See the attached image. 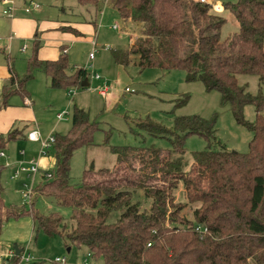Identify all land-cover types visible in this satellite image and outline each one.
Masks as SVG:
<instances>
[{"label":"trees","instance_id":"obj_1","mask_svg":"<svg viewBox=\"0 0 264 264\" xmlns=\"http://www.w3.org/2000/svg\"><path fill=\"white\" fill-rule=\"evenodd\" d=\"M77 2L98 9L100 0ZM109 2L123 20L140 24L139 35L128 48L111 50L114 61L128 66L137 56L135 65L140 70L180 69L187 82L199 80L207 91H218L222 102L230 104L235 121L251 131L248 150L208 146L191 152L187 159L189 136H201L208 143L216 139V116H178L173 129L145 121L144 129L166 139L170 148L112 146L117 155L114 166L85 168L80 183L72 185L73 152L91 144L98 130L88 113L75 106L69 130L54 134L55 163L51 175L34 188L30 209L25 205L4 209L1 195L0 235L5 220L31 217L38 231L63 234L70 244L87 247L88 264H264V96L261 90L248 91L238 79L253 76L260 88L264 85V0L223 2L238 23V31L225 39L220 38L225 19L213 11L211 0ZM38 34L26 73L11 70L0 94V110L14 95L27 96L36 70L45 73L52 88L81 87L87 77L84 67L69 71L63 46L57 59L41 60ZM246 105L254 107L252 121L244 117ZM20 136L17 129L0 134V150ZM180 183L186 196L194 192L190 203L199 204L188 208L192 218L181 213L185 204L175 196ZM140 192L149 200L148 206L138 198ZM41 197L70 208V230H65L59 212L36 209ZM20 261L21 255L15 254L4 264Z\"/></svg>","mask_w":264,"mask_h":264},{"label":"rangeland","instance_id":"obj_2","mask_svg":"<svg viewBox=\"0 0 264 264\" xmlns=\"http://www.w3.org/2000/svg\"><path fill=\"white\" fill-rule=\"evenodd\" d=\"M226 1L234 2L235 0H211L216 10L213 11L225 19L220 31L221 39H225L238 31V23L234 16L229 9H225L222 6V3ZM63 3L65 13L62 14L66 17L72 19L88 18L94 21L97 15L96 34L93 36L96 38L97 46L101 47L98 49L96 57L90 62L88 60V54L92 50L90 43L86 41L68 43L69 52L72 48L75 49V59L68 56L69 71L72 72L75 67H84L87 70L89 80L94 75L100 74L108 81L111 87L105 98L99 96L97 92L89 93L86 91V88H88L86 86L50 89L49 91H54L55 95L62 96V104L59 106V104L56 105L59 100L55 103L49 102L47 98L49 94L47 90L42 88L43 85L41 86L39 81L34 82L32 85L34 89L32 94L38 99L36 106L40 109L38 119L43 124H49V126L56 123L55 133L63 134L69 130L71 115L75 106L83 108L88 113L89 119L98 125V130L93 135L92 143L81 146L73 152L70 159V183L72 185L80 183L83 169L90 168L91 165L95 169L114 166L117 155L111 150L112 146L170 148V144L166 139L153 136L144 129L145 121L173 129L174 118L178 116L193 114L204 118L216 116V139H212L208 143L201 136H189L185 141V157L187 159L190 158L191 152L204 150L208 146L215 150L223 147L227 150L239 152L248 150V143L252 137L251 131L235 121L230 104L222 102L218 91H207L199 80L187 82L185 80V72L180 69L168 71L149 68L140 70L135 65L137 56L133 57L132 63L128 66L120 65L114 61L111 50L128 48L139 35V23L133 22L134 25L131 23V26H129L130 23L128 25L116 13L109 0H100L98 9L82 6L78 4L77 0H64ZM106 3L108 4L104 6ZM100 10L102 14H100ZM114 24L118 26V29L112 28ZM106 46L109 48L105 49ZM22 60L25 61V58H22ZM25 72L26 69L21 75ZM42 75L45 77L43 73ZM238 79L241 84L246 86L248 91L255 94L261 90L264 96V85L260 88L256 77L239 76ZM90 83L92 87L99 86L98 81L92 80ZM71 89L75 90V93L69 96L68 91ZM56 110L67 111V115L60 123L55 118L58 112ZM243 114L247 120L252 121L255 117L253 105H246ZM10 146L9 148L15 149V147ZM19 148L17 152L25 150L28 156L32 155L28 146ZM46 155L54 156L52 148ZM22 159L24 158L22 157ZM0 160L6 163V158L0 157ZM40 167V172L35 177L33 184L32 179L26 175H22L17 180H11L13 169L5 168L3 170L0 188L4 209L10 206L16 208L24 205L30 209L31 203L26 202L24 193L28 192L32 186L36 187L43 182L42 175L45 169H42L41 165ZM51 169L52 167L49 168L50 171ZM174 193L177 200L185 204L181 212L183 215L189 212L188 208L199 205L197 202L190 203L194 192H192V195L186 196L181 183ZM138 198L145 199L146 205H149V200L144 197L142 192H140ZM35 207L46 214L53 211L59 212L63 217L62 225H66L65 230H70L73 226L69 207L57 205L53 199L48 197L39 198L35 203ZM189 217L192 218L190 215ZM28 218L31 221V239L29 241L16 239L11 243L4 241L3 245L0 244L4 249L2 253L9 254L10 249L15 250V246H18L26 254L34 257L33 261L21 264H49L57 257L64 258L67 264H82L85 260L91 263L90 252L87 247H77L70 244L63 234L49 236L43 231H38L33 218ZM111 219H113V216ZM6 223H8V220L4 221V224ZM0 241L2 242V237ZM68 248H70L69 251ZM0 258L4 260L3 257ZM6 263H8V260H6ZM0 264H4V262L0 261Z\"/></svg>","mask_w":264,"mask_h":264},{"label":"crops","instance_id":"obj_3","mask_svg":"<svg viewBox=\"0 0 264 264\" xmlns=\"http://www.w3.org/2000/svg\"><path fill=\"white\" fill-rule=\"evenodd\" d=\"M12 1H14L15 8L13 15L9 16L4 13V10L8 8V4L0 0V94L10 81L12 75L11 70L19 75H21L25 69L27 70L28 59L32 53V43L37 33H39L38 36L42 41V45L39 49V58L41 60L57 59L62 46L64 47V52L67 56L75 59V49L72 48L69 52L68 43H80L81 41L90 43L92 48L95 49L93 58L90 59L88 54V60L91 62L96 57L98 49L101 48L100 46H97L96 38L93 36L96 34L97 15L95 16L94 21L89 20L88 18L72 19L66 17L62 14L65 13V6L63 3L64 0ZM31 2H37L40 6L32 8V6H30ZM107 4L108 3L104 6ZM28 6L31 8L29 11L26 9ZM100 14H102L101 10ZM124 21L128 23V25L130 23L129 26H131V23L134 25L131 20ZM62 27H71L74 30H62ZM93 42L95 45H93ZM108 48L109 47L106 46L105 49ZM22 58H25V61L22 60ZM20 59L21 61H19ZM41 72L45 75L42 70L35 71L33 79L27 85V96L22 98L20 95H14L10 100V104L0 110V134L6 135L14 129L22 132V136H20L21 138L11 141L5 149H2V151H5L6 155L4 157H0L6 158V163L1 162L0 160V165H2V169H0V186L1 175L5 168L13 169L10 179L17 180L13 179L12 175L20 160L39 158L40 165L43 167L42 169H45V171H49V168L53 167V164L55 163L54 156H39L40 144L38 142L28 140L29 132L39 130L43 136H48L50 134H55L54 128L56 126V123L49 126V124H43L39 121L38 115H40V109L36 106L38 99H36L32 94L34 90L32 87L33 83L39 81L41 86L43 85L42 88L47 90V93L49 94V97H47L49 102L55 103L59 100L58 103L56 102V105L59 104L60 106L62 104V96L55 95L54 91H49L53 88L49 84L48 77L46 75L44 77ZM98 75L99 77L94 75L91 80H89L87 76L88 86L86 87L88 88H86V91L89 93L97 92L99 96L105 98L111 90V87L103 76L100 74ZM92 80L98 81L99 86L92 87L90 85ZM56 111L60 112L59 110ZM62 121L63 119L57 120L59 123ZM34 126H36V128H34ZM9 146L15 147V149H11ZM25 146H28L31 150V156H28L25 150L17 152V149H20L19 147ZM22 151H24L25 154L22 155ZM22 157L24 159H22ZM7 163H10L11 165L7 166ZM30 226L31 221L28 217L8 220V223L3 224L2 233L0 235V238L2 237V242L0 241V244L3 245L4 241L11 243L16 239L29 241L32 236ZM2 252H4V249L0 245V257H3L4 259L2 260L0 258V261H3L4 263L16 254V251L11 249L9 250V254ZM22 254H26V252L22 250L20 255Z\"/></svg>","mask_w":264,"mask_h":264},{"label":"built area","instance_id":"obj_4","mask_svg":"<svg viewBox=\"0 0 264 264\" xmlns=\"http://www.w3.org/2000/svg\"><path fill=\"white\" fill-rule=\"evenodd\" d=\"M2 1L4 3L8 4V8L4 10V13L9 15V16H12L14 8H15L14 1H12V0H2ZM199 1L200 2H208V3L210 2V0H199ZM30 6H32V8L33 7L37 8L40 6V4L37 2H31ZM30 6H28L26 8L28 11L31 9ZM213 6H214V4H212V8L214 9L215 7H213ZM112 28L118 29V26L116 24H114L112 26ZM93 45H95L94 42H93ZM94 50L95 49L92 48L91 52L89 53L90 59L93 58V56H94ZM95 76L99 77L98 74ZM74 93H75V90L71 89L68 91L69 96H72ZM65 115H67V111H60L56 114V118H57V120H62L65 118ZM28 140L33 141V142H38L40 144L39 156H45L55 142V135L50 134L48 136L43 137V135L41 134V132L39 130H33V131L29 132ZM21 154L23 155V154H25V152L22 151ZM5 155H6L5 151L0 150V156L4 157ZM10 165H11L10 163H7V166H10ZM17 165L18 166L16 167V169L12 175V178L18 179L22 175H26L28 178L32 179V184H33L35 182V177L37 176V174H39L40 169H41L39 158H33L30 160H20ZM50 175H51L50 171L43 172V179L49 177ZM34 188L35 187L32 186L28 192L24 193V198H25L27 203H31L32 197L34 195ZM0 199H1V191H0ZM89 256H90V254H89ZM33 260H34V257L32 255L22 254L20 262L21 263H23V262L29 263ZM53 261L60 263V264L66 263L65 259L60 258V257L55 258ZM82 264H88V262L85 260Z\"/></svg>","mask_w":264,"mask_h":264},{"label":"water","instance_id":"obj_5","mask_svg":"<svg viewBox=\"0 0 264 264\" xmlns=\"http://www.w3.org/2000/svg\"><path fill=\"white\" fill-rule=\"evenodd\" d=\"M80 85L82 87L88 86V79H87V77L82 80V82L80 83ZM92 167H93V165H91V168ZM69 250H70V248H68V251ZM15 251H16V255H20L21 252H22V249H20L18 246H15Z\"/></svg>","mask_w":264,"mask_h":264}]
</instances>
